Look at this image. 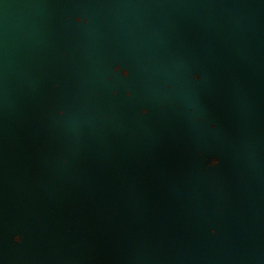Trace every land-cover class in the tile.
<instances>
[{"label":"water","instance_id":"water-1","mask_svg":"<svg viewBox=\"0 0 264 264\" xmlns=\"http://www.w3.org/2000/svg\"><path fill=\"white\" fill-rule=\"evenodd\" d=\"M0 264H264V0H0Z\"/></svg>","mask_w":264,"mask_h":264}]
</instances>
